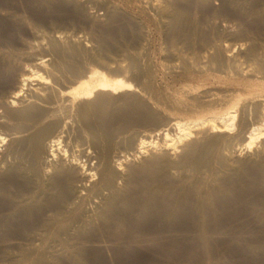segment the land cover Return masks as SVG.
I'll use <instances>...</instances> for the list:
<instances>
[{"label": "bare ground", "instance_id": "obj_1", "mask_svg": "<svg viewBox=\"0 0 264 264\" xmlns=\"http://www.w3.org/2000/svg\"><path fill=\"white\" fill-rule=\"evenodd\" d=\"M118 1L0 0V264H264V0Z\"/></svg>", "mask_w": 264, "mask_h": 264}, {"label": "rangeland", "instance_id": "obj_2", "mask_svg": "<svg viewBox=\"0 0 264 264\" xmlns=\"http://www.w3.org/2000/svg\"><path fill=\"white\" fill-rule=\"evenodd\" d=\"M82 1H86L85 3H83L86 7H88L87 9H88V12H90V14L91 13H93L94 14V12H95V15H99L100 16V14H101V16L100 17H102V15H103V17H105V14H106V11H105V9H103V8H97V7H95L93 4H90L91 2H90V0H82ZM88 2V3H87ZM112 2L115 4L116 3V5L117 6H120V7H122V4L117 0H112ZM89 5V6H88ZM90 5H91V7H90ZM95 7L94 9L92 8V7ZM99 9H101V10H99ZM103 10V11H102ZM96 11H98V14H97V12ZM93 14H91V15H93ZM121 14H123V15H121V16H123V18L124 17H126V18H124V19H121L120 18V22L118 21V24L119 23H121V24H119V25H117V24H115V23H117V21H115V23H112V24H109V22H107L108 23V26H105L104 28H101V29H98L97 28V26L96 25H93V23H91V22H89V20H85V18H81L80 16H78V15H76V14H67V15H65V16H63V18L65 19V17H66V19L64 20V22H62V23H58V24H54V25H51V24H49V22L50 21H47L46 22V26L45 25H41L40 26V28L38 27V34L40 35V36H42L41 34H44L43 32L45 31L46 33L43 35V37H40L39 35H37V36H35V37H32V36H30V39L31 40H33V39H35V41L36 42H41V43H43V44H46L47 42H46V40L47 41H49L50 40V38L51 37H53L52 35H54V34H56V35H58V33L59 34H61V33H63V32H66V34L65 33H63V35H69V37H70V35H71V37L73 36V37H78V36H85L84 38H89V34L90 33H92L94 30H97V31H99V32H102V31H105V30H107L108 28L110 29H113V30H115V28H116V26L118 27V26H120V25H123V26H128L129 25V23H131L132 24V26H133V23H135L136 24V22H134L136 19H138V17H136V15H134V14H132L131 12L130 13H124L123 11H122V13ZM124 14H126L125 16H124ZM128 14V15H127ZM49 18H51L50 16H48ZM125 20V21H124ZM133 20V21H132ZM124 21V22H123ZM127 22H128V24H127ZM116 26H115V25ZM127 24V25H126ZM147 23H145V25H146ZM57 25H58V27H57ZM102 25V24H101ZM105 25V23L102 25V26H99V27H103ZM107 25V24H106ZM112 25H114V26H112ZM144 25V26H145ZM94 26H95V28H94ZM111 26V27H110ZM122 26V27H123ZM108 27V28H107ZM146 27H147V31L149 32V33H151V35H154V36H152V37H154V40H153V46H154V44H155V46L153 47L152 45L150 46V48L149 49H151V50H149V53H148V58H151V59H149L150 60V62H151V64H149V65H151L150 67L152 68L153 67V65L154 66H156L155 67V69L153 68V73H156L157 74V76H156V79L158 80L159 79V81H156V83L157 82H159L158 83V85H162V86H166V85H168V84H170V85H172V87H174V86H176V87H178V85L175 83V81H174V85H173V77L168 73V72H166V71H168V70H163L164 68L162 67L163 65L162 64H166V63H171V64H174V59H172V58H170L169 59V56L167 55V53L165 54V52L164 51H160L161 50V44H163V42H162V40L158 37V35H155V31L153 30V28H151V26L149 25V24H147L146 25ZM145 27V28H146ZM149 27V28H148ZM49 28H52V29H49ZM118 28H121V27H118ZM118 28H116V29H118ZM42 29H43V31H42ZM41 30V31H40ZM51 31V34H49L50 33V31ZM58 30V33H54V32H56ZM49 31V32H48ZM90 31H92V32H90ZM53 32V33H52ZM93 34V33H92ZM258 37H259V39L261 40V41H263L264 42V32H258ZM55 36V35H54ZM50 37V38H49ZM90 39L89 40H91L92 39V35L90 34ZM39 38V39H38ZM42 38H44V39H42ZM48 38H49V40H48ZM157 38V39H156ZM42 39V40H41ZM119 40V39H118ZM155 41V42H154ZM158 41H160V42H158ZM158 42V43H157ZM158 48H160V50H157ZM124 50V45L123 44H110V52H111V54L113 55V57H116V56H119V55H122V51ZM122 52V53H121ZM163 53V54H162ZM162 54V55H161ZM167 57H166V56ZM165 58V59H164ZM172 59V60H171ZM152 60V61H151ZM164 61V62H163ZM173 63H172V62ZM163 62V63H162ZM176 63V62H175ZM153 64V65H152ZM166 65H168V64H166ZM161 70H163V71H161ZM154 71H156V72H154ZM167 73V74H166ZM160 81H161V83H160Z\"/></svg>", "mask_w": 264, "mask_h": 264}]
</instances>
